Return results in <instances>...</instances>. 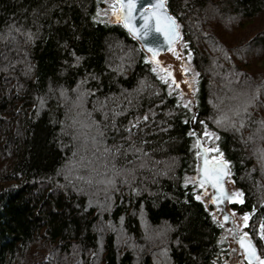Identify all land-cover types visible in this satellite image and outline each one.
Returning a JSON list of instances; mask_svg holds the SVG:
<instances>
[{"label": "trees", "instance_id": "16d2710c", "mask_svg": "<svg viewBox=\"0 0 264 264\" xmlns=\"http://www.w3.org/2000/svg\"><path fill=\"white\" fill-rule=\"evenodd\" d=\"M165 1L198 77L188 108L97 19L107 0H0V264H224L185 186L201 121L264 258V0Z\"/></svg>", "mask_w": 264, "mask_h": 264}, {"label": "snow or ice", "instance_id": "6c2138e0", "mask_svg": "<svg viewBox=\"0 0 264 264\" xmlns=\"http://www.w3.org/2000/svg\"><path fill=\"white\" fill-rule=\"evenodd\" d=\"M117 4L119 5V13L117 16V20L123 19L124 27H126L129 32L136 38L137 40L149 41L151 37L155 35H162L166 42L169 45H172L177 39L180 38V33L178 31L179 25L177 24L174 17L166 14L165 9V0H156L155 3L145 5L139 12V18L143 21V23L137 27L134 23L136 19L135 13L138 6V0H117ZM117 4L112 5L113 15H117ZM107 14V13H105ZM97 15H100L97 13ZM144 47L147 48V51L152 53L153 59H155L159 48L154 46L151 43H146ZM170 50H173L170 48ZM179 58V57H177ZM79 59V58H78ZM153 72L156 71L155 68L152 69ZM187 75V72H185ZM164 83L167 84L168 80H164ZM172 83L175 84L176 87H179L176 84L175 79L173 78ZM191 101H189V104ZM188 104H184V108H188ZM144 119H148V117H144ZM193 120L196 119L195 116L192 117ZM184 123H188L187 120ZM204 125V131L201 134H197L195 129L188 133L189 136L196 135L197 136V144L196 146L202 147L201 145V137L207 138L208 140H218L219 137L213 133L208 131L207 125L204 124L203 121L200 122ZM217 124L220 121H216ZM130 131V130H129ZM204 153L216 152L219 153V157L213 156L211 159L208 155H205L203 158V166L202 168H198L197 171L199 176L196 180H192V183H197L200 189L204 190L203 194H207L206 185L211 186L215 190V194L212 196L211 202L213 205L219 206V204L223 203L225 200H228L231 203L243 204L244 200L242 199V192L229 193L224 185H225V177L230 176L229 170V162L223 159V154L219 152L218 147L212 148H204ZM189 179L186 178L185 186L187 187L189 183ZM197 201L202 202V195L198 194L195 196ZM231 215L234 217L235 212L233 211ZM251 218L250 213H245L242 217L243 226L247 228L249 226V220ZM213 219L215 220V215L213 214ZM224 221H229V215L224 216ZM223 227V225H221ZM232 232V229H229ZM260 236L261 239H264V224L260 225ZM237 235V233H233ZM237 242L240 245V248L243 249V255L246 260V264H264V258H262L251 242L250 234L248 232H244L243 235H237Z\"/></svg>", "mask_w": 264, "mask_h": 264}, {"label": "rangeland", "instance_id": "374dc122", "mask_svg": "<svg viewBox=\"0 0 264 264\" xmlns=\"http://www.w3.org/2000/svg\"><path fill=\"white\" fill-rule=\"evenodd\" d=\"M107 4L99 10V14L97 19H102L107 23H115L120 22L117 20L118 9L117 6V15H113L112 5L117 4L116 0H107ZM107 13V14H105ZM176 54V55H175ZM179 57V58H177ZM148 61L150 62L152 69L155 68V73L159 76V78L164 82V80H168L166 84L169 91L171 93L176 94L178 98L184 103L191 106L197 97L198 92V77L197 73L192 64V57L190 53H185L182 45L178 43L176 48L172 50L170 53L161 57L160 60L155 61L150 56H148ZM187 72V75H185ZM173 78L175 79L176 84L179 87H176L175 84L172 83ZM189 101L191 103L189 104ZM201 144L205 148L217 147L216 140H208L207 138L201 137ZM216 156L219 157V153L210 152L209 158ZM189 179V185L195 186L198 194L202 195V202L205 204V207L208 211L213 215H215V219L218 220L219 212L216 211V207L212 204L211 193L207 192V194H203L204 190L199 188L198 183H192V180H196V174L187 177ZM230 188L233 192H236L235 188L232 187V183H229ZM197 194V195H198ZM235 220H237L239 224L240 235H243V216H239L235 213ZM221 242L225 245L224 250L225 256L223 257L224 264H241V260L239 259L238 251H237V243L234 239L232 232L223 230L221 235Z\"/></svg>", "mask_w": 264, "mask_h": 264}, {"label": "water", "instance_id": "95a60500", "mask_svg": "<svg viewBox=\"0 0 264 264\" xmlns=\"http://www.w3.org/2000/svg\"><path fill=\"white\" fill-rule=\"evenodd\" d=\"M156 2V0H138V6H137V10H136V13H135V16H136V19L134 20V23L136 24V26L137 27H139L142 23H143V21L139 18V12H140V10L145 6V5H149V4H152V3H155ZM116 3H117V0H116ZM117 6L119 7V5L117 4ZM165 9H166V14L167 15H169V16H172L171 15V13L169 12V10L167 9V4H166V2H165ZM120 15V13H119V11H118V16ZM173 17V16H172ZM120 22H121V24L123 25V27H124V21H123V19H120L119 20ZM177 22V21H176ZM178 24V23H177ZM128 32H129V30L126 28V27H124ZM178 31H179V33H180V38L179 39H177L172 45H169L167 42H166V40H165V38L162 36V35H155V36H153V37H151L150 38V40L149 41H142V40H137L136 38H134V36L129 32V34L141 45V47H142V49H143V51L147 54V55H149L152 59H153V57H152V53H150V52H148L147 51V48L146 47H144V45L146 44V43H151V44H153L154 46H156V47H158L159 48V51H158V53H157V55H156V57H155V59H153V60H155V61H158V60H160L161 59V57L162 56H164V55H166V54H168V53H170L172 50H170V48L171 49H175L176 48V46L178 45V43H179V41H180V39H181V32H180V29H178ZM176 55V54H175ZM196 133H197V131H196ZM198 134V133H197ZM196 138H197V136H196ZM202 145V144H201ZM205 147L202 145V147H197V154L199 155V157H200V163H199V166H198V168H202V166H203V158H204V156L205 155H208V157H209V153H204V151H203V149H204ZM230 170V169H229ZM198 176H199V173H198V171H197V173H196V178H198ZM230 176H227V177H225V185H224V187H225V189L229 192V193H231L229 190H228V186H227V181H228V178H229ZM198 183V182H197ZM206 188L208 189V190H211V191H213V195L215 194V190L211 187V186H208V185H206ZM226 202H229L228 200H225L223 203H221V204H219V206H216V205H214L216 208H224L225 207V203ZM225 215H229L228 213H226V212H223V215H222V217H221V220H222V223L223 224H228L229 223V221H230V219H229V221L228 222H225L224 221V216ZM229 218H230V215H229ZM235 233H237V235H238V232L237 231H235ZM237 235H236V243H237V247H238V249L241 251V253H243V249H241L240 248V245H239V243L237 242ZM251 242L253 243V241L251 240ZM254 244V243H253ZM255 246V245H254ZM257 249V248H256ZM258 251V250H257ZM258 254H259V252H258ZM243 255V254H242ZM243 257H244V255H243ZM244 259H245V257H244ZM246 261V260H245Z\"/></svg>", "mask_w": 264, "mask_h": 264}, {"label": "flooded vegetation", "instance_id": "af4514ba", "mask_svg": "<svg viewBox=\"0 0 264 264\" xmlns=\"http://www.w3.org/2000/svg\"><path fill=\"white\" fill-rule=\"evenodd\" d=\"M199 163H200V157L198 155L197 169H198ZM197 169H196V173H197ZM227 182L229 183V178H228V181ZM228 189H229V191L231 193H235V192H233L231 190L230 185L228 186ZM207 192H210L211 193V196H213V191L207 189ZM233 204L234 203L226 202L224 208H216V211L219 212L218 221L220 222V225H223V227H222L223 230L229 231V229H232L233 230L232 231V234L235 233V231H237L238 232V235H240L239 224H238L237 220H235V217H233L231 215V213L233 212V209H232ZM223 212H226V213H228L230 215V218H229L230 221H229L228 224H223L222 223L221 217L223 215ZM233 236H234V239L236 240V235L233 234ZM225 251H226V249H225ZM237 251H238V254L237 255L239 256V259L242 262L241 264H246V261H245L243 255H242L241 251L238 249V247H237Z\"/></svg>", "mask_w": 264, "mask_h": 264}, {"label": "bare ground", "instance_id": "6f19581e", "mask_svg": "<svg viewBox=\"0 0 264 264\" xmlns=\"http://www.w3.org/2000/svg\"><path fill=\"white\" fill-rule=\"evenodd\" d=\"M227 186H229V183L227 182ZM229 190V189H228Z\"/></svg>", "mask_w": 264, "mask_h": 264}]
</instances>
